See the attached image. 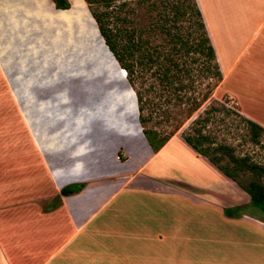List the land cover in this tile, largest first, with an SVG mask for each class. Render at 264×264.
<instances>
[{
	"label": "crops",
	"instance_id": "1",
	"mask_svg": "<svg viewBox=\"0 0 264 264\" xmlns=\"http://www.w3.org/2000/svg\"><path fill=\"white\" fill-rule=\"evenodd\" d=\"M26 1L33 6L29 13L41 20L47 6L53 10L51 0H14V7L9 0L0 2V15H6L18 40L23 35L16 32L26 17L20 20L11 9L17 11ZM196 1L222 73L216 93L227 96L243 117L264 129V0ZM23 113L41 152L71 145L72 163L66 169L51 167L48 174L20 160L11 165L4 151L7 144L0 141V264H264L263 214L181 136L174 135L154 153L141 129L133 134L151 155L147 169L178 140L197 168L207 173H198L201 178L171 165L167 177L154 176L157 171L96 182L77 160L88 152V141H77L72 129L47 134L36 125L32 128L31 115ZM82 122L79 115L74 126ZM154 179L167 193L158 208L149 185ZM181 180L186 183L176 185ZM72 185L84 186L61 195L62 188ZM112 187L116 189L109 193ZM233 206H244L248 213L227 216ZM234 224L239 228H232Z\"/></svg>",
	"mask_w": 264,
	"mask_h": 264
},
{
	"label": "rangeland",
	"instance_id": "2",
	"mask_svg": "<svg viewBox=\"0 0 264 264\" xmlns=\"http://www.w3.org/2000/svg\"><path fill=\"white\" fill-rule=\"evenodd\" d=\"M4 1L8 0H0L3 4ZM147 1L157 2L160 10H166L170 16L173 6L179 7L185 0H89L90 3L86 0H69L71 11L56 14L50 6H45L42 20L29 13L33 6L30 1H26L24 5L20 4L17 11L16 8L11 9L20 20L23 15L26 17L25 26L16 32L23 35L21 40L15 38V30L1 12L0 141L7 144L4 151L8 154L11 165L20 160L26 162L27 168H40L42 174H48L51 167L66 169L72 163L71 145L59 149L58 152H41L24 117L23 110L25 113L28 110L32 118V122L29 121L31 127L33 125L35 128L36 125L47 134L61 129H72L71 133L77 141L89 142L88 152L77 160L82 162L85 171L96 182L105 178L109 180L151 175L157 171L154 176L167 177L168 172H173L169 170L171 165L178 166L187 174H207L205 170L197 168L195 161L185 154L178 140L163 157L147 169L151 155L142 140L133 135L141 129L137 126L138 113L135 104H132L128 95L133 93L128 90L125 74L120 73L122 79L116 74L115 61L102 44L90 15V10L98 13L112 34H116L121 27L127 28L134 30L136 36L142 32L144 39H148L152 45H159L163 40L160 34L153 35L147 29L155 13ZM9 2L10 6L15 3L14 0ZM177 26L181 27L180 35L186 37L189 32L187 17L181 15ZM189 41L190 44L194 42L193 39ZM204 60L197 53L179 59L195 70L199 97L209 90L208 84L212 82L204 79L206 73L201 77ZM148 82L143 84L147 86ZM215 89L210 98L183 123L175 136L179 138L183 130L187 132L191 122L198 116L201 119L209 117V122L201 123L204 134L211 136L217 144L231 146L234 155L247 156L252 162L264 167V133L259 137V143H252L248 129L242 121L245 117L238 112L235 102L225 95H218ZM168 107L170 108L166 113L174 120L182 118L187 108L185 105L179 109ZM79 115L83 122L74 126V120ZM112 121L116 124V129L111 128ZM124 122L131 126H122ZM39 160L42 162L41 167ZM163 173L166 175L163 176ZM154 180L155 183L149 182V185L152 192L155 191L154 202L158 208L166 200L167 193L165 187L157 184V179ZM248 180V177H241L238 181L242 186ZM168 181L166 182L172 184V181ZM262 181L264 182V178ZM181 182L186 183L181 180L176 185ZM240 186L235 185L242 192ZM115 189L112 187L109 193H113ZM225 213L229 217H235L248 211L244 206H233L228 207ZM252 215L256 216L254 212ZM232 228L237 229L239 225L234 224Z\"/></svg>",
	"mask_w": 264,
	"mask_h": 264
},
{
	"label": "trees",
	"instance_id": "3",
	"mask_svg": "<svg viewBox=\"0 0 264 264\" xmlns=\"http://www.w3.org/2000/svg\"><path fill=\"white\" fill-rule=\"evenodd\" d=\"M86 1L90 3L89 0ZM51 2L57 10L71 8L69 0ZM148 5L155 13L147 29L153 35L160 34L163 40L159 45H152V42L144 39L142 32L136 36L134 30L127 28L121 27L116 34H112L98 13L90 10V14L104 43L120 68L125 71V80L135 94L141 132L151 150L157 153L210 98V94L222 80V73L196 0H185L179 7L173 6L170 16L166 10H160L157 2H150ZM181 15L188 19L189 32L186 37L180 35L181 27L177 26ZM190 39L194 41L192 44L189 43ZM191 53L204 57L205 66L201 77L206 73L204 79L212 81L208 84L209 90L201 97L196 91L195 70L187 67L184 61H179L182 56L186 57ZM146 82L147 86L144 85ZM183 105L187 107L186 112L178 120L166 113L170 108L168 106L179 109ZM158 118L161 119L156 120ZM209 121V117L201 119L198 116L191 122L187 132H181L182 140L197 156L206 158L222 175L239 186L238 180L248 177L247 184L240 187L249 196L250 204L264 216V167L252 162L247 156L234 155L231 146L217 144L211 136L204 134L201 123ZM242 121L248 129L250 141L259 143L264 129L247 118H242ZM83 186H66L60 193L68 196L80 191Z\"/></svg>",
	"mask_w": 264,
	"mask_h": 264
},
{
	"label": "water",
	"instance_id": "4",
	"mask_svg": "<svg viewBox=\"0 0 264 264\" xmlns=\"http://www.w3.org/2000/svg\"><path fill=\"white\" fill-rule=\"evenodd\" d=\"M68 10H69V9H68ZM53 12L56 13V14H60V13L65 12V11H63V10H57V9H55L54 6H53ZM90 15H91V14H90ZM91 18H92V16H91ZM92 20H93V22H94V24H95V27H96L97 33H98L100 39L102 40V44H103L104 47L107 49V51L111 54L113 60L115 61L116 65H117V70H116V68H115V72H116V74L118 75L119 78L122 79V77L120 76V72H119V71H121V72H123V73H124L125 71H124L122 68H120V66L118 65V63H117V61L115 60L114 56L112 55V53L110 52V50L108 49V47L106 46V44L104 43V40H103V38L101 37V35H100L99 31H98L97 25H96V23H95V21H94L93 18H92ZM117 71H118V72H117ZM128 90H130V91L133 93L132 95H133L134 102H135V110H136V112H137V105H136L135 94H134L133 90H132L130 87L128 88ZM137 126H139V123H138V122H137Z\"/></svg>",
	"mask_w": 264,
	"mask_h": 264
},
{
	"label": "bare ground",
	"instance_id": "5",
	"mask_svg": "<svg viewBox=\"0 0 264 264\" xmlns=\"http://www.w3.org/2000/svg\"><path fill=\"white\" fill-rule=\"evenodd\" d=\"M64 11H66V10H64Z\"/></svg>",
	"mask_w": 264,
	"mask_h": 264
}]
</instances>
